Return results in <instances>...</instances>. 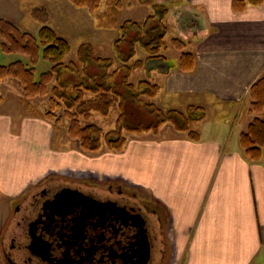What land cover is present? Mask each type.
<instances>
[{
	"label": "crops",
	"instance_id": "0c3cea01",
	"mask_svg": "<svg viewBox=\"0 0 264 264\" xmlns=\"http://www.w3.org/2000/svg\"><path fill=\"white\" fill-rule=\"evenodd\" d=\"M47 1L0 0V18L21 27L31 23L33 8L50 11ZM152 1L188 22L196 17L201 29L193 38L167 16L189 35L191 50L186 47L184 52L194 55L195 69H179L181 51L172 64L164 55L166 60L156 62L159 66L152 67L150 78L160 90L145 102L152 100L162 110L184 112L198 105L222 113L226 106L247 99L252 85L264 77V3L237 13L233 0ZM143 2L150 5L149 0ZM14 81L0 83V191L13 206L51 174L77 171L67 157H73L74 150L61 157V150L53 146L54 128L43 115L20 113L25 104L20 90L2 95L3 89L19 88ZM213 117L208 126L192 125L203 130L197 128L198 141L170 124L157 133H138L123 151L110 153L100 171L145 190L150 197L146 199L164 211L173 264H264V158L248 161L241 150V133L230 129L232 120Z\"/></svg>",
	"mask_w": 264,
	"mask_h": 264
},
{
	"label": "trees",
	"instance_id": "16d2710c",
	"mask_svg": "<svg viewBox=\"0 0 264 264\" xmlns=\"http://www.w3.org/2000/svg\"><path fill=\"white\" fill-rule=\"evenodd\" d=\"M70 1L74 7L85 8L94 16L98 14L102 4V0ZM147 3L154 7L153 15L142 22L128 20L121 26V36L114 42L121 66L114 70V58L97 56L91 43L80 44L76 59L67 63L65 60L71 53V45L49 25V12L45 7H35L30 13L34 20L42 24L37 35L0 18V55L21 54L29 58V64L22 60L0 64V83L7 79L18 81L23 86L26 99L49 96L50 108L44 113V118L58 129L65 119L69 120L68 134L80 143L85 152H98L103 145L111 151H120L128 141L124 131L157 133L164 124H171L177 132L185 133L190 139L198 141L200 135L192 125L204 119V112L200 113L201 107L189 106L182 112L178 109L162 110L154 103L146 102L144 105L155 120L150 124L129 121L127 105L155 98L160 90L158 84L149 80H141L135 85L131 78L135 71L148 68L151 62L166 60L163 50L168 33L165 22L167 16L172 15L180 26L190 31L193 38L199 37L201 29L196 17L188 22L179 13L169 12L165 5L152 0ZM263 3L264 0H233V10L243 13L250 6H260ZM172 45L182 52L179 69L193 72L195 57L192 53L184 52L187 42L174 38ZM138 46L146 51V60L135 59ZM41 59L49 61L52 67L37 77L36 67ZM67 74L73 75L76 81L72 82L70 77H65ZM52 83L55 84L51 87ZM69 87L74 91L72 95L67 91ZM249 97L251 113L256 116L247 132L241 135L240 143L246 158L259 162L264 158V77L252 85ZM118 101L121 115L115 130L105 133L97 125H82L83 120L91 119L95 113L110 115Z\"/></svg>",
	"mask_w": 264,
	"mask_h": 264
},
{
	"label": "flooded vegetation",
	"instance_id": "af4514ba",
	"mask_svg": "<svg viewBox=\"0 0 264 264\" xmlns=\"http://www.w3.org/2000/svg\"><path fill=\"white\" fill-rule=\"evenodd\" d=\"M105 183L53 178L37 184L15 203L13 226L0 238V262L173 264L159 205L122 180Z\"/></svg>",
	"mask_w": 264,
	"mask_h": 264
},
{
	"label": "rangeland",
	"instance_id": "374dc122",
	"mask_svg": "<svg viewBox=\"0 0 264 264\" xmlns=\"http://www.w3.org/2000/svg\"><path fill=\"white\" fill-rule=\"evenodd\" d=\"M38 1V0H37ZM47 3V0H44ZM144 0H102L101 8L96 17H92L91 13L87 9H79L73 6L70 0H49L48 6L50 7L49 12V25L53 27L62 37L66 38L71 45V53L66 58V62H70L76 59L77 49L83 42H91L95 46V51L97 56H101L104 58L113 57L114 58V66L113 70L119 68L121 66V62L117 60V56L115 53L114 42L121 36L120 32L121 26L124 22L130 20L135 22L143 21L147 15H151L154 12V8L151 5H145ZM31 23H23L22 28L26 31H29L33 34H38L42 24L34 20L32 17L28 19ZM166 24L168 26V33L165 38V48L163 50V54L167 55L171 61L170 63H176L180 56V51H178L173 45L172 40L174 38L183 40L185 42L189 41V35L178 28L175 24V21L168 17L166 20ZM186 24V23H185ZM96 26V27H95ZM97 28V29H96ZM191 47L188 45L186 51H190ZM147 53L141 47H137V56L136 60H146ZM16 60H22L26 64H29V58L27 56L21 54H1L0 55V64H8ZM159 64L156 62H151L148 65V68L141 69L135 71L132 75L131 82L135 85L139 83L141 80H149L152 78V67H158ZM52 67L51 63L47 60L41 59L39 64L36 67V75H39L43 72L50 70ZM151 68V69H150ZM65 77H70L72 82H75L76 79L73 75H66ZM18 84L19 88L8 89L2 91V95L5 97L8 95L18 94L19 90L24 97L23 86L18 82L14 81ZM56 83V82H55ZM55 83L51 84V87L54 86ZM68 93L72 95L74 91L71 87L68 88ZM49 96L46 97H38L34 99H26L25 104L20 106V113L31 115L32 113H41L44 118V113L49 110ZM153 102L152 100H148V103ZM119 101L113 106L110 115L102 116L100 114L95 113L93 117L89 120H83L82 125L86 126L88 124H94L99 126L103 132H109L111 130H115L118 127L119 118L121 115V111L118 106ZM145 100H142L141 103L129 104L127 105V111L129 112V121L132 123L145 122L150 124L155 119L148 112L145 107ZM202 109L200 113L204 112V119L198 124L205 126L207 124H211V120L214 118L213 116H217L220 121L227 119H231L232 127L230 129L232 131L236 130L240 132V140L241 135L244 132H247L250 124L255 119L256 115L251 113V99L248 95V98L238 105L226 106V108L222 109V113L220 111H216L215 109L207 108L206 106H198ZM16 109V105L10 106ZM170 110V109H168ZM45 119V118H44ZM49 122L55 131V136L53 138V146L61 150V157L64 155H69V151H72L74 156L71 157V164L75 166L76 172L75 174L67 175V172L61 170V173H53L50 176L46 177V180L55 179H84L90 182H95L99 185L106 184L107 180H111V182H115L116 180H121V178H108L105 173L100 171V168L105 167V162L107 157L114 153H120L125 149V147L120 151H111L107 149L105 145L101 148L100 151L95 153L85 152L81 149L80 143L77 140L72 139L68 134V126L69 120L65 119L60 128H56L54 124ZM214 121V120H213ZM195 124V123H194ZM214 124V123H213ZM165 125V124H164ZM163 125V126H164ZM171 125V124H170ZM162 126V127H163ZM172 126V125H171ZM161 127V128H162ZM173 127V126H172ZM226 127V126H225ZM201 131V126L198 125ZM195 130H198V129ZM199 133V130L197 131ZM138 133H129L124 131V135L127 137L128 141L132 140V136ZM200 135V133H199ZM201 139V136H200ZM199 139V140H200ZM127 145V144H126ZM241 146V143H240ZM242 150V147H241ZM243 153V150H242ZM244 155V153H243ZM246 158V156L244 155ZM250 161L248 158H246ZM252 162V161H250ZM67 163L68 165H71ZM104 166V167H103ZM95 167L97 171H95ZM110 169V168H109ZM105 170V168H104ZM91 172V175H90ZM91 176V177H90ZM124 184L131 190L137 191L138 194L143 198H150L147 195L148 193L145 190H141L139 187L129 186L126 181L122 180ZM126 182V183H125ZM39 184V183H38ZM37 184L31 187L29 192H32ZM29 194V193H28ZM14 202V201H13ZM13 202L9 198L0 197V238L1 236L7 233V230L10 226H13ZM153 202V201H152ZM16 203V202H15ZM154 203V202H153ZM156 204V203H155ZM170 243V242H169ZM172 245V244H171ZM0 264H2L0 262Z\"/></svg>",
	"mask_w": 264,
	"mask_h": 264
}]
</instances>
